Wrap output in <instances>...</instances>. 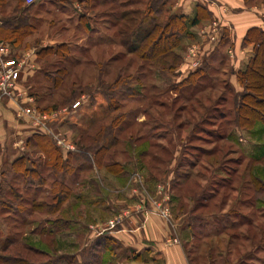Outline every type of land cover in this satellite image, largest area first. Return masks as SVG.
I'll use <instances>...</instances> for the list:
<instances>
[{
	"label": "rangeland",
	"instance_id": "374dc122",
	"mask_svg": "<svg viewBox=\"0 0 264 264\" xmlns=\"http://www.w3.org/2000/svg\"><path fill=\"white\" fill-rule=\"evenodd\" d=\"M155 1L39 0L21 15L34 29L15 52L10 47L14 58L34 56L21 99L0 104L6 134L0 173L7 176L0 177V257H13L17 249L4 250L19 243L42 253L30 260L37 264L61 255L95 264L96 249L101 264H169L167 249L175 247L186 264H264V126L232 124L243 92L236 73L253 46L238 51L233 27L226 32L223 24H216L219 37L210 42V20L201 31L189 29L192 38L182 37L176 50V71L161 75L131 53L145 30L173 13V0ZM253 4L264 0H248ZM149 5L160 14H146ZM24 6L30 5L24 0ZM190 52H198L196 67ZM199 68L204 76L190 77ZM106 93L115 95L112 102ZM28 99L40 113L56 114L44 133L16 117ZM101 127L107 151L98 167L94 149L84 146ZM36 132L50 137L63 159L71 157V172L64 174L70 196L53 215L31 206L50 203L52 182L42 154L26 145ZM81 132L88 136L82 143ZM55 136L73 149L59 146ZM21 155L35 167L27 178L7 173ZM118 232L131 243L116 238Z\"/></svg>",
	"mask_w": 264,
	"mask_h": 264
},
{
	"label": "trees",
	"instance_id": "16d2710c",
	"mask_svg": "<svg viewBox=\"0 0 264 264\" xmlns=\"http://www.w3.org/2000/svg\"><path fill=\"white\" fill-rule=\"evenodd\" d=\"M84 1L86 2V0H81V2ZM157 2L162 6L166 4V0H156L155 4H158ZM10 6L13 15H1L0 37L3 39L1 41L9 43L14 50H16L20 47L22 39L30 34V28L34 29L32 23H30L28 19L25 21L21 16L23 13L29 11L32 5L27 7L24 6V0H0V12L5 11V9ZM152 7V5L147 7L146 14L152 15L156 13L159 15V9L154 12ZM204 13L205 9L201 6H197L192 16H185L181 13H171L163 22H154L148 30H145V34L137 42V45H135L131 53L138 59L151 63L161 75L175 72L181 60V56L176 52L180 45V41L183 38H192L190 33H188L189 29L200 23ZM20 16L22 19L21 21L24 20V25L20 24ZM18 20L20 23L17 22ZM250 45L253 46L252 54L244 62L243 67L236 73L237 82L239 86L242 87L243 92L237 96L238 100L233 106L235 116L234 120H232L234 126L239 128L248 127V129L256 123H260L264 126V32L261 29L252 28L246 32L241 46L245 48ZM59 48L61 49L62 47ZM43 52H45V54L51 53L50 50H44ZM64 52L59 53L55 51L54 53L56 56L62 57L65 55ZM63 71L60 72L63 73ZM202 74L203 69L199 68L190 77L193 78ZM113 96L115 97V95L111 93H106V99L109 100V103L113 101ZM72 105L73 103L71 106ZM116 107L114 105L112 109L115 110ZM114 127L116 126L113 122L109 129L112 130ZM104 130H106V128H100V132L93 136L91 144L82 145V147L94 149L93 151H95L94 155L96 158L94 162L98 167L101 166V156L107 151L106 145H100ZM87 137L88 136L84 132H81L79 142L88 139ZM26 145L28 148L32 147L33 150L42 154L43 161L41 162V167L47 169L52 176V182L49 186L51 189L49 195L50 203L45 206L41 204L38 205L33 201L31 206L34 207V210H40L42 207H46L50 214L53 215L59 211L63 203L70 196L69 188L64 181V174L71 172V157L68 156L63 159L61 152L52 143L50 137L38 132L26 139ZM27 164L31 165L28 166ZM32 165L33 161L26 155H21L9 164L7 173L12 172L14 177L19 174V176L27 178V175L35 173V167ZM105 168L108 169V167ZM5 173L6 171L0 173L1 179L7 177ZM40 183L44 184V179H40ZM2 184L3 182L0 180V193ZM17 198L20 199V197ZM51 233L52 230L49 231L48 234ZM108 239L109 237L105 240ZM96 244H98V242H96ZM11 247L13 250L17 249L14 251L16 253L11 258L1 256L0 259L4 260V264H37L30 262V260L42 255L40 251L19 243H10L4 251H7ZM95 252L93 256V258L96 259L95 264H101L99 251L96 249ZM89 262L91 261H88V263ZM38 264H87V262L81 263L78 261L77 255H61L55 257L54 260Z\"/></svg>",
	"mask_w": 264,
	"mask_h": 264
},
{
	"label": "crops",
	"instance_id": "0c3cea01",
	"mask_svg": "<svg viewBox=\"0 0 264 264\" xmlns=\"http://www.w3.org/2000/svg\"><path fill=\"white\" fill-rule=\"evenodd\" d=\"M171 6L173 9L172 10L173 13H181L185 16H192L197 6L198 7L201 6L205 9V13L202 16V20L200 21V23L192 27L191 29L198 28V30L201 31V28L204 27L207 22H210V20H212V22L217 21L219 24H223L226 29V32L227 29L230 30L231 27H233V30L236 34L235 44H236V48H238V51L241 50L242 52L243 51L250 52L252 50V46H248L245 49H242L241 46V42L246 32L249 29L257 28V29H261L264 32V4L248 5V0H173ZM13 52H15L14 48H13ZM4 111L6 112L3 113V116L7 124L8 123L9 125L13 124L12 121L13 119H11L12 118L11 115L8 114L10 112L7 110ZM4 127L5 125L1 122L0 123L1 151H3L6 146V134L4 133ZM15 158H13L11 162ZM126 235L129 234H127L126 232H118L114 236L118 239L124 240L125 243L130 244L131 238L126 239L125 237ZM132 244L134 245V243ZM167 252H166V256H167L166 258L169 264H186L183 260L182 255H180L181 253L178 248L172 247L169 250L167 249Z\"/></svg>",
	"mask_w": 264,
	"mask_h": 264
},
{
	"label": "built area",
	"instance_id": "2783aa9c",
	"mask_svg": "<svg viewBox=\"0 0 264 264\" xmlns=\"http://www.w3.org/2000/svg\"><path fill=\"white\" fill-rule=\"evenodd\" d=\"M39 0H25L27 5H32ZM219 24L217 21H213L212 27L207 34V39L210 42H215L219 37L217 34V26ZM34 51L22 54L19 57L13 56L12 48L6 42L0 41V104L4 101L16 102L21 99V92L19 90L22 82L24 81V76L26 68H32V58L34 56ZM192 60L190 66L196 67L198 65L199 55L198 52H190ZM231 55V51H229ZM29 104L26 106H19L17 111V118L19 120L28 121L34 129L37 131L45 132L46 122L54 118L56 114L51 113L47 115L45 113H40L35 106L32 105V100L28 99ZM22 103V102H21ZM22 105V104H20ZM80 105V101H76L71 106L72 109L77 108ZM47 132V131H46ZM58 145H65V141L55 136ZM72 150L73 147L70 145H65V148ZM114 222L109 223V227H114Z\"/></svg>",
	"mask_w": 264,
	"mask_h": 264
}]
</instances>
